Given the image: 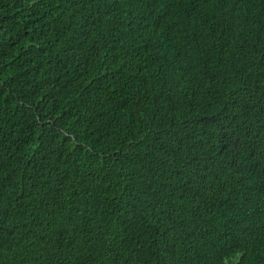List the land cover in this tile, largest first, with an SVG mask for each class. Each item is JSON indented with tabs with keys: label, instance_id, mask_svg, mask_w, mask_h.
Instances as JSON below:
<instances>
[{
	"label": "trees",
	"instance_id": "obj_1",
	"mask_svg": "<svg viewBox=\"0 0 264 264\" xmlns=\"http://www.w3.org/2000/svg\"><path fill=\"white\" fill-rule=\"evenodd\" d=\"M0 264H264V0H0Z\"/></svg>",
	"mask_w": 264,
	"mask_h": 264
}]
</instances>
